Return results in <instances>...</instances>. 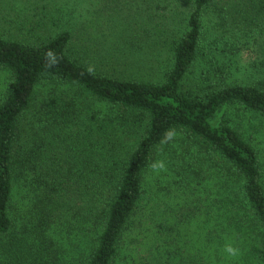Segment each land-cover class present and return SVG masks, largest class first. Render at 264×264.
<instances>
[{"label":"trees","instance_id":"1","mask_svg":"<svg viewBox=\"0 0 264 264\" xmlns=\"http://www.w3.org/2000/svg\"><path fill=\"white\" fill-rule=\"evenodd\" d=\"M29 2L0 0V70L10 77L0 101V264L120 263L154 158L178 135L216 158L229 188L219 209L249 212L264 246V169L229 115L264 116V0H140L139 10L156 6L146 34L131 17L119 27L38 20L17 6ZM208 12L258 45L253 83H229L238 54L208 58ZM169 24L176 31L160 28ZM43 84L52 87L39 99ZM178 231L161 232L165 264H199Z\"/></svg>","mask_w":264,"mask_h":264},{"label":"rangeland","instance_id":"2","mask_svg":"<svg viewBox=\"0 0 264 264\" xmlns=\"http://www.w3.org/2000/svg\"><path fill=\"white\" fill-rule=\"evenodd\" d=\"M93 3L96 7H91ZM137 3L140 0H30L28 4L17 6L23 9L21 12L38 20L46 18L45 21L54 23L59 19L60 22H56L58 25L84 22L93 27L101 23H105L106 27H119L135 20L143 27V32L145 20L152 14L156 18L157 13L153 9L156 6L150 4L149 9H144L147 4H141L143 6L139 10ZM85 8L98 12L88 14L89 10ZM209 12L205 15L203 42L208 58L217 64L228 56L238 54L240 58L232 68L233 76L229 83H253L256 79L250 72L249 61L258 56V45L253 40L249 43L244 33L237 29L227 26L229 31H226L224 27H218L209 20ZM130 17L132 19L129 20ZM95 22H98L97 25ZM173 26L169 24L170 28H160L176 31ZM149 31L157 35V31L163 32L158 26H150ZM111 41L112 36H108V48ZM169 57L171 55L165 49L158 54L161 63H166ZM9 78L8 73L0 70V101L7 95ZM49 85L43 84L39 88V99L52 87ZM229 115L244 125L248 139L259 152L264 169V116L242 109L231 110ZM221 168L215 157L207 155L185 136H174L163 145L154 158L143 207L124 238L123 257L118 264H133L126 259L129 255H136L142 264H151L154 259L165 264L163 255L167 245L164 240L167 237L161 232L164 233L170 226L179 230L181 238L176 233L174 236L186 242L183 249L195 256L199 264H264V246L250 213L242 209L244 212L241 214H229L219 209L218 203L229 195ZM175 245L179 246V243Z\"/></svg>","mask_w":264,"mask_h":264}]
</instances>
